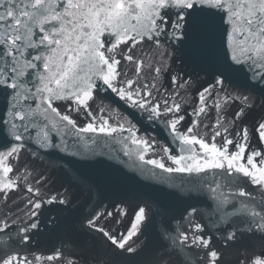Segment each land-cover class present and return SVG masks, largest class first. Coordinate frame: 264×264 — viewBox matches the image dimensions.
Returning a JSON list of instances; mask_svg holds the SVG:
<instances>
[{
	"label": "snow or ice",
	"instance_id": "obj_1",
	"mask_svg": "<svg viewBox=\"0 0 264 264\" xmlns=\"http://www.w3.org/2000/svg\"><path fill=\"white\" fill-rule=\"evenodd\" d=\"M257 88L264 0H0V264H78L63 242L48 255L29 251L42 223L72 244L100 234L107 264L142 254L139 264H218L214 242L264 241V118L246 123ZM109 92L114 121L110 105L95 107ZM133 116L162 127L167 143ZM22 153L67 186L50 190L52 176ZM106 155L168 186L179 218L148 201L93 202L98 185L80 166ZM205 197L212 203L196 206ZM45 205L71 211L49 218ZM241 264H264V253Z\"/></svg>",
	"mask_w": 264,
	"mask_h": 264
},
{
	"label": "water",
	"instance_id": "obj_2",
	"mask_svg": "<svg viewBox=\"0 0 264 264\" xmlns=\"http://www.w3.org/2000/svg\"><path fill=\"white\" fill-rule=\"evenodd\" d=\"M251 95L255 99V106L248 113L246 119V123L248 124L249 128H251L256 121L264 118V89L257 88L251 92ZM106 105H110V107L105 109L104 115L108 116L110 120L114 121L118 118V113L113 111V109H115L117 106V98H115V96L110 92L107 95H100L96 100L95 107ZM121 108H123L122 105ZM233 110H235V108ZM133 119L138 122L143 132L149 135H155L158 140L163 143H167L166 135L162 127L149 126L136 116H133ZM252 144L254 146H258L254 138L252 139ZM97 158L104 160L105 163L97 164L94 162H88L80 166V171L85 176L90 177L98 185V188L93 193V202H95L97 199H103V203L108 205L111 202H119L120 199H123L127 202V204L134 205L139 202L148 201L152 204L153 210H158L161 206H164L167 207L172 214L177 215V218H179V213L183 205L175 197L169 194L171 189H169L168 186L160 185L154 181L144 179L139 175L138 170L132 167V162L121 165L119 164V161L112 160L107 155ZM25 159H27L28 163L37 171H45V166L39 161H34L32 158L27 157L25 153H22L21 161L23 162ZM109 165H115L116 167L123 168L124 172H127L129 175H135L137 179L140 180V183L137 184L136 181L130 180L127 177L121 175L115 170L114 167H109ZM143 167L151 166L144 165ZM45 174L51 175L53 178V184L50 185V190L54 191L59 187L60 182H65L58 170L53 171L52 169H47ZM66 186L67 183L65 182V187ZM117 186L123 189L122 195L115 190ZM73 191L76 190L73 189ZM10 195L12 196V200L24 199V192L22 190ZM10 202L9 206H11ZM77 203H84V198L82 195L77 197ZM211 203L212 201L205 197L204 200L196 206L200 208H206V206ZM44 209H47L45 215L49 218H54L58 215L61 217L67 216L69 211H71L66 209L65 211L61 212L59 208L52 205H45ZM44 209H42V211ZM84 210L87 212L89 209L86 207ZM128 211L131 213L133 208L128 207ZM43 219L44 217H41V220ZM127 221L128 218L125 217L124 223L126 224ZM158 221L159 216L156 217V220L153 221V223L158 224ZM51 227L52 225L50 224L47 226L44 223L41 224L39 233L32 239L29 251L36 254L48 255L53 248H60L63 242V246L68 249V251L65 252V256L69 259H77L78 264H107L106 260L98 259V254L104 252L106 249H109L110 242L106 241L105 238H103L100 234L90 233L89 236L85 238L86 243L72 244L65 239V234L62 230L55 229L49 232L48 229ZM113 227H118L119 231L121 232L125 231L123 226L113 225ZM144 240H146V237H142L140 241H137V245H139ZM214 243L215 247L220 253L218 264H241L242 261H245L248 258L264 253V241H261L258 236H245L240 238L238 241H231L227 243H225L223 240H218ZM146 255L147 254L133 256L129 261H127V264H139V261L144 259ZM56 264H59V262H56ZM113 264H115V262H113Z\"/></svg>",
	"mask_w": 264,
	"mask_h": 264
},
{
	"label": "flooded vegetation",
	"instance_id": "obj_3",
	"mask_svg": "<svg viewBox=\"0 0 264 264\" xmlns=\"http://www.w3.org/2000/svg\"><path fill=\"white\" fill-rule=\"evenodd\" d=\"M23 200V199H22ZM22 200H20V199H14V200H12V201H22ZM12 201L10 202V203H12ZM21 207H23V204H21Z\"/></svg>",
	"mask_w": 264,
	"mask_h": 264
}]
</instances>
